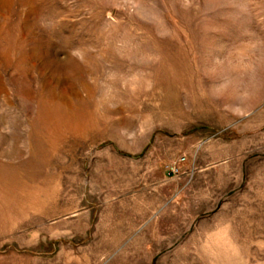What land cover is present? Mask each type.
<instances>
[{"label": "rangeland", "instance_id": "obj_1", "mask_svg": "<svg viewBox=\"0 0 264 264\" xmlns=\"http://www.w3.org/2000/svg\"><path fill=\"white\" fill-rule=\"evenodd\" d=\"M0 264H264V0H0Z\"/></svg>", "mask_w": 264, "mask_h": 264}, {"label": "built area", "instance_id": "obj_2", "mask_svg": "<svg viewBox=\"0 0 264 264\" xmlns=\"http://www.w3.org/2000/svg\"><path fill=\"white\" fill-rule=\"evenodd\" d=\"M168 168H169L170 173H174V174H175L176 172L179 171L180 166H179V164H178L177 162H172V163L168 166Z\"/></svg>", "mask_w": 264, "mask_h": 264}, {"label": "bare ground", "instance_id": "obj_3", "mask_svg": "<svg viewBox=\"0 0 264 264\" xmlns=\"http://www.w3.org/2000/svg\"><path fill=\"white\" fill-rule=\"evenodd\" d=\"M58 114V113H57Z\"/></svg>", "mask_w": 264, "mask_h": 264}]
</instances>
